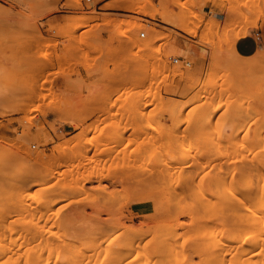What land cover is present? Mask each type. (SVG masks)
I'll return each instance as SVG.
<instances>
[{
	"label": "rangeland",
	"instance_id": "1",
	"mask_svg": "<svg viewBox=\"0 0 264 264\" xmlns=\"http://www.w3.org/2000/svg\"><path fill=\"white\" fill-rule=\"evenodd\" d=\"M62 1L0 0L2 48L63 37L0 55V264H200L209 227L264 212V52L233 49L264 0H65L82 15L42 23Z\"/></svg>",
	"mask_w": 264,
	"mask_h": 264
},
{
	"label": "bare ground",
	"instance_id": "2",
	"mask_svg": "<svg viewBox=\"0 0 264 264\" xmlns=\"http://www.w3.org/2000/svg\"><path fill=\"white\" fill-rule=\"evenodd\" d=\"M117 2V1H116ZM114 3H112L111 5H113ZM110 5V4H109ZM117 5V4H116ZM110 7V6H109ZM82 15V14H80ZM219 147V146H218ZM232 148V147H231ZM220 151V150H219ZM229 151V150H227ZM223 152V151H222ZM217 156L219 157V155L217 154ZM221 156H223L221 154ZM222 160V159H220ZM226 160V159H225ZM233 160V159H232ZM228 161V160H227ZM221 162V161H220ZM167 163V162H166ZM168 165V164H167ZM224 165L227 166V164L225 163ZM224 167V166H223ZM167 169V167H165ZM215 168V167H214ZM218 168V167H217ZM228 168V167H227ZM238 168V167H237ZM165 169V170H166ZM233 170V169H231ZM169 173V171H167ZM217 176V175H216ZM224 176H225V173H224ZM222 177V176H220ZM220 177L218 179H220ZM217 178V177H216ZM222 179H224L226 181V179L223 177ZM213 180V179H212ZM217 180V179H216ZM221 180V179H220ZM217 180V183H224V181H219ZM227 182V181H226ZM226 184V183H224ZM218 185V184H217ZM220 185V184H219ZM222 185V184H221ZM220 185V186H221ZM188 186V185H187ZM214 187V186H213ZM218 188H223L225 190L222 191L224 193H220L221 194V198H223L225 195H228V191L226 192V189L225 187H218ZM221 190V189H220ZM218 192H220L218 190ZM216 192V193H218ZM235 193V192H234ZM233 194V192H232ZM247 196V195H246ZM200 197V195H199ZM227 197V196H225ZM223 198L225 200L229 199L228 197L227 198ZM235 197V196H234ZM236 197H237V194H236ZM235 197V198H236ZM220 198V197H219ZM247 198V197H246ZM199 199H202L203 200V197L202 198H199ZM214 199V198H213ZM216 199V198H215ZM218 199V198H217ZM222 199V200H223ZM237 199V198H236ZM241 199V198H240ZM251 199V198H250ZM198 200V199H197ZM202 200H201V203H202ZM243 200V199H241ZM205 201H206V198H205ZM217 201V200H216ZM218 201L220 202V200L218 199ZM217 201V204L219 203ZM235 201V200H234ZM200 202V201H199ZM209 200H207V203L209 204ZM225 202V201H223ZM236 202V201H235ZM234 202V203H235ZM244 202V201H242ZM240 202V203H242ZM253 202V200H252ZM206 203V202H205ZM222 203V202H221ZM239 203V204H240ZM247 203V202H246ZM223 205H225L224 203H222ZM227 204V203H226ZM248 204V203H247ZM257 204V203H255ZM259 204V202H258ZM210 205V204H209ZM212 205V204H211ZM210 205V206H211ZM220 205V203H219ZM223 205H220V208L223 207ZM233 205V204H232ZM245 205V203H244ZM249 205V204H248ZM227 207V205H225ZM261 206V205H259ZM212 207V206H211ZM217 207L219 208V206L217 205ZM216 207V208H217ZM246 207V206H245ZM253 206H251L250 210L249 211V215H248V218L247 220L244 222V223H241L240 225H236L237 227L236 228H226L224 224H214L212 227H209V229L211 230V233H210V230H209V233L210 235L213 233V231H215L210 240L208 241V244H207V247H206V250H201V252L199 254L202 255V262L200 264H264V212H262V210L259 208V207H256L254 205V207L252 208ZM230 209V208H229ZM232 209V208H231ZM237 209V208H236ZM242 209V208H241ZM218 210V209H216ZM221 210V209H219ZM225 210V209H224ZM228 210V208H227ZM234 211V209H233ZM238 211H239V208H238ZM238 211L236 210L235 212L238 213ZM241 211V210H240ZM243 211V210H242ZM215 213V212H214ZM218 213V212H217ZM222 213V212H221ZM239 214V213H238ZM217 215V214H216ZM246 214H244L245 216ZM229 216V215H228ZM216 217V216H214ZM239 218V217H238ZM216 222V221H215ZM36 226H34L33 229H35ZM39 227V226H38ZM31 228V229H32ZM207 230V229H206ZM208 231V230H207ZM234 231V232H233ZM34 232V231H33ZM31 232V233H33ZM38 233H39V229H38ZM37 233V234H38ZM41 234V233H40ZM63 234V233H62ZM201 234V232H200ZM203 234V233H202ZM244 234V236H246L245 238H242V235ZM39 235V234H38ZM206 235V234H204ZM34 237V235H33ZM171 238V237H170ZM161 239V238H160ZM131 242V241H130ZM129 242V243H130ZM180 242H181V239H180ZM237 242V243H236ZM239 242V244H238ZM167 243H168V240H167ZM170 243L171 244H174L173 241L170 240ZM195 243V242H194ZM238 245H236V244ZM68 244V243H67ZM72 244V243H71ZM70 244V246H71ZM169 244V243H168ZM166 244V245H168ZM171 244H169L170 246H172ZM201 244V243H200ZM74 245V244H73ZM196 245V244H195ZM58 246V245H57ZM67 246V245H66ZM130 247L133 246V242L131 243V245H129ZM161 246V245H160ZM129 247V248H130ZM174 250L176 252V249H175V244H174ZM172 247V248H173ZM59 248V247H58ZM178 248V247H176ZM188 248V247H187ZM132 249V247H131ZM136 249V248H134ZM259 251H258V250ZM133 250V249H132ZM162 250V249H161ZM173 250V252H174ZM94 251V250H93ZM98 251V250H97ZM95 251V253L97 252ZM134 251V250H133ZM132 251V252H133ZM178 251V249H177ZM234 251V252H233ZM91 252V251H90ZM123 252V251H122ZM130 253H132L130 250L128 251ZM127 252V253H128ZM140 252V250H139ZM138 252V253H139ZM157 252V251H156ZM180 252V251H179ZM182 252V251H181ZM60 253V251L58 252ZM92 253V252H91ZM99 253V252H98ZM125 253V252H124ZM88 254V253H87ZM141 254V253H139ZM152 254V253H151ZM157 254V253H156ZM176 254V253H175ZM89 255V254H88ZM92 255V254H91ZM118 254H116L117 256ZM126 255V253H125ZM124 255V257H125ZM197 255V254H196ZM262 255V256H261ZM80 256V255H79ZM115 256V255H114ZM119 256V255H118ZM123 256V255H122ZM181 256V254H180ZM37 257H42L41 255L37 256ZM90 257V256H88ZM99 257V256H98ZM120 257V256H119ZM118 257V258H119ZM141 257V256H140ZM144 257V256H143ZM145 257L147 258L148 256H146L145 254ZM72 258V257H71ZM80 258V257H79ZM78 258V259H79ZM94 260H95V257H93ZM100 258V257H99ZM127 258V255L125 257V259ZM151 258V257H149ZM147 258V259H149ZM166 258V257H165ZM169 258V257H168ZM174 258H178V255ZM182 258V257H181ZM41 259V258H40ZM70 259V258H69ZM77 259V260H78ZM84 259V257H83ZM82 257L80 260H82ZM138 259H141V258H138ZM137 259V260H138ZM170 259V258H169ZM179 259V258H178ZM66 260V259H65ZM86 259H84L85 261ZM92 260V261H94ZM154 261H156V259H153ZM152 260V261H153ZM160 261H157V262H161V264L163 263V259H159ZM171 260V259H170ZM21 261V260H20ZM23 261V260H22ZM21 261V262H22ZM79 261V260H78ZM77 261V263H78ZM81 261V262H82ZM97 261H99L97 259ZM165 261V259H164ZM169 261V260H168ZM172 261V260H171ZM70 262V261H69ZM80 262V261H79ZM122 262V261H121ZM139 262H141V260H139ZM144 263V260L142 261ZM149 260H148V263L145 262L144 264H149ZM35 263V262H34ZM40 263V262H39ZM107 263V262H106ZM115 263V262H114ZM130 263V262H129ZM137 264H142V263H138L136 262ZM154 263V262H153ZM152 262L150 264H153ZM159 263H154V264H159ZM165 263V262H164ZM169 263H171L169 261ZM72 264V263H71ZM73 264H76V262ZM98 264V263H97ZM116 264V263H115ZM119 264V262L117 263ZM131 264H135L133 261ZM168 264V263H166ZM178 264V262L176 263ZM184 264H194V263H191V261L189 262L188 258L185 256L184 258Z\"/></svg>",
	"mask_w": 264,
	"mask_h": 264
},
{
	"label": "crops",
	"instance_id": "3",
	"mask_svg": "<svg viewBox=\"0 0 264 264\" xmlns=\"http://www.w3.org/2000/svg\"><path fill=\"white\" fill-rule=\"evenodd\" d=\"M114 0H97V9L101 11L100 9L104 6L108 7V4L113 2ZM55 5L56 2H53ZM65 4V0L62 2H58L57 8L58 12L53 13L50 17L45 18L42 20V23H48L49 21L52 22L53 25H60L63 24L66 20H70L73 17L79 16L81 13V10L78 8H71V9H63V5ZM117 6H112L108 7L109 9L115 8ZM109 14L112 15H123L119 14L117 12L111 11L108 12ZM15 34L17 36H24L28 37L33 35V31L31 30H20L16 29ZM35 35H36V42L34 46H31L30 48L28 46H23V45H18V44H12L9 49L7 48H2L0 45V55H12L14 54L16 60H22L25 57V54L27 53H32L35 54L37 57V64L40 63V48H43V38L47 36H53L55 37L58 41L63 40L62 35L58 32L57 30H52L50 31L48 27H38L35 29ZM41 35V38H40ZM102 39L106 42L109 41L110 33L108 31H105L101 34ZM109 42L105 44V47L107 48L109 46ZM233 49L235 52L243 57V58H250L255 56L257 53L260 51L264 52V18L261 20L258 29L256 30H250L245 36H242L238 38L234 45ZM56 50L58 52H63L64 51V46L62 44H59L56 47ZM81 76L84 80L89 81L91 80L86 71L82 68H80ZM73 78H77L74 76ZM58 84H62L63 80H57ZM16 126H12L11 129L15 128Z\"/></svg>",
	"mask_w": 264,
	"mask_h": 264
},
{
	"label": "built area",
	"instance_id": "4",
	"mask_svg": "<svg viewBox=\"0 0 264 264\" xmlns=\"http://www.w3.org/2000/svg\"><path fill=\"white\" fill-rule=\"evenodd\" d=\"M85 2L87 4H92L93 3V0H85ZM139 37L140 38H145L146 37V33H144V32L140 33ZM179 61H180L179 58L173 59V62L174 63H178ZM190 65H191L190 62H185V66H190Z\"/></svg>",
	"mask_w": 264,
	"mask_h": 264
}]
</instances>
